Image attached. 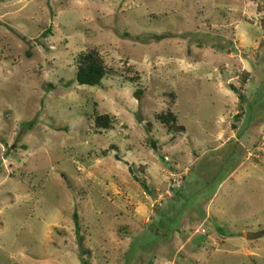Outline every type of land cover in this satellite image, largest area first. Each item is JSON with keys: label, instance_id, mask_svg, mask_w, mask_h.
Masks as SVG:
<instances>
[{"label": "rangeland", "instance_id": "1", "mask_svg": "<svg viewBox=\"0 0 264 264\" xmlns=\"http://www.w3.org/2000/svg\"><path fill=\"white\" fill-rule=\"evenodd\" d=\"M90 48L110 71L77 84ZM79 242L264 264V0H0V264H81Z\"/></svg>", "mask_w": 264, "mask_h": 264}, {"label": "trees", "instance_id": "2", "mask_svg": "<svg viewBox=\"0 0 264 264\" xmlns=\"http://www.w3.org/2000/svg\"><path fill=\"white\" fill-rule=\"evenodd\" d=\"M159 37V36H154ZM76 66L74 71V79L77 84L85 85H98L101 79L109 73L110 69L106 67L99 53L94 49L90 48L85 51H81L76 56ZM230 89L236 93L239 100L243 98L242 94L235 90L233 86L230 85ZM139 92L138 89L135 90ZM92 122L95 127L107 129L111 126L112 118L107 113H98L95 110L92 111ZM156 118L165 125L166 129L172 132H178L183 129L182 125L175 122L174 115L169 111H161L156 114ZM75 231H77L78 226L75 221ZM82 235H79V241H81ZM79 253L81 264H87L88 261L84 258V255L88 253L87 249L83 247L81 242H79Z\"/></svg>", "mask_w": 264, "mask_h": 264}]
</instances>
